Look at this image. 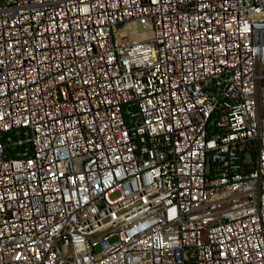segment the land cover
Returning <instances> with one entry per match:
<instances>
[{
	"label": "built area",
	"instance_id": "built-area-1",
	"mask_svg": "<svg viewBox=\"0 0 264 264\" xmlns=\"http://www.w3.org/2000/svg\"><path fill=\"white\" fill-rule=\"evenodd\" d=\"M0 264H264V0H0Z\"/></svg>",
	"mask_w": 264,
	"mask_h": 264
},
{
	"label": "rangeland",
	"instance_id": "rangeland-1",
	"mask_svg": "<svg viewBox=\"0 0 264 264\" xmlns=\"http://www.w3.org/2000/svg\"><path fill=\"white\" fill-rule=\"evenodd\" d=\"M124 32L127 36L135 41H145L150 39L151 32L149 30H142L141 27L135 24H129ZM116 194L112 195L111 198H115Z\"/></svg>",
	"mask_w": 264,
	"mask_h": 264
}]
</instances>
